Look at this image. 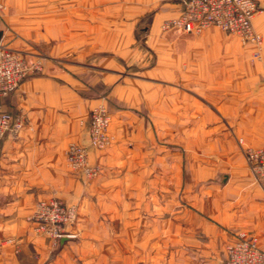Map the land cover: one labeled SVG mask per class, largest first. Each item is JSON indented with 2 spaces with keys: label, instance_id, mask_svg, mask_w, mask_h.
I'll return each mask as SVG.
<instances>
[{
  "label": "crops",
  "instance_id": "obj_1",
  "mask_svg": "<svg viewBox=\"0 0 264 264\" xmlns=\"http://www.w3.org/2000/svg\"><path fill=\"white\" fill-rule=\"evenodd\" d=\"M2 1L7 9L0 12V42L9 30L12 31L7 33L9 39L14 33L26 36L27 25H30L27 22H36V0ZM89 1L81 0V3L89 5ZM256 1L264 7L261 0ZM161 2L165 3L156 13L148 34L150 44L158 37L154 36V29L159 30L164 20L182 12L181 0ZM91 4L96 6V11L91 13L92 19L104 21V0H91ZM65 19L72 21L73 13H65ZM254 27L264 39V11L255 18ZM103 35L102 27L96 36ZM70 36L73 35L65 33V37ZM200 37V41L207 44L203 46L206 48L217 49V44H213L218 38L224 42V45L219 44L223 60L208 61L205 74L208 100L223 102L219 107L215 105L221 111L219 115L217 109L204 113L202 119L199 106L194 104L192 120H186V96L182 93L171 94V98L161 95L160 104H155L159 109L155 111L152 101L156 96L149 91L154 82L127 73L125 69L129 64L125 67L115 58L95 59L87 64L49 59L42 74L26 78L15 93L3 100L4 110L22 117L24 126L17 136L6 135L0 143V264H104L105 243L95 230L103 228L99 217L120 211L123 197H129V202L124 204L135 217L128 222L130 242L134 245L129 257L134 264L138 230L139 243L150 250L154 229H160L158 239L163 241L164 228L176 231L184 228L179 214L176 221L160 220L154 224L149 215L153 209L158 208L156 211L166 214L170 208L180 209L186 201L198 204L196 208L207 202L214 206L210 211L213 221L208 223V229L209 240L216 248L235 241L240 232L257 237L264 248V182L254 180L244 153L235 142L242 138L252 147H259L263 142L264 46L261 62L252 65L250 54L255 47L244 45L237 36L216 30ZM24 44L14 41L12 45L23 47ZM195 49L203 53L201 45ZM53 51L60 53L56 47ZM123 53L130 55L133 50ZM200 69L199 62V78ZM152 70L154 67L146 69V73ZM196 76L193 81L199 88L201 80H195ZM103 98L112 117L109 131L114 143L105 151L91 152V162L99 164L102 172L97 178L86 181L70 170L66 151L72 142L88 144L90 112L104 101ZM154 113L160 118L161 129L176 133L181 146L184 140H179L184 139L185 132L200 133L204 126L209 133L220 131L222 125L229 128L223 140L218 142L212 135L208 141L210 148L223 145L230 150L217 157L228 166L221 194L211 188L208 192L216 191L214 196L189 193L184 185V158L179 151H170L167 144L154 156L151 141L156 128ZM217 118L223 119V123ZM211 162L215 165L212 167L214 173L219 164ZM192 176L194 183L197 182L194 173ZM218 195L225 199L222 210L216 207L221 204ZM52 198L79 208L78 222L69 229L75 237L64 242L58 250V244L54 245L44 235H37L34 224L27 220L39 201ZM142 213L146 218L143 225L137 218ZM202 224L205 221L199 223L197 233ZM192 230L195 231V227Z\"/></svg>",
  "mask_w": 264,
  "mask_h": 264
},
{
  "label": "rangeland",
  "instance_id": "obj_2",
  "mask_svg": "<svg viewBox=\"0 0 264 264\" xmlns=\"http://www.w3.org/2000/svg\"><path fill=\"white\" fill-rule=\"evenodd\" d=\"M261 1L264 5V0ZM164 3L161 0H104L105 20L97 21L92 19L91 13L96 11V6L91 4V0L88 3L89 5H83L81 0H67V5L65 0H36V22H27L30 24L27 25L29 27L28 34L20 36L14 33V37L9 39L7 38V33L12 32L9 30L3 35L1 39L3 42H1L9 48L42 54L46 57V61L52 59L62 62L87 64L101 58L119 59L125 67L129 64V68L125 69L127 73L137 75L138 78L144 77L154 82L152 84L153 88L149 91L156 96L152 101L155 111L159 109V107H155V104H160L161 95H169L171 98V94L182 93L186 96L184 101L185 105H187L185 108L186 120H192L194 104L199 106L203 119L204 113L217 111L218 108L215 105L218 106L223 103L218 100H208L209 88L207 75L205 74H207L208 70V61L223 60L224 53L223 49H219V44L224 45V42L218 38L213 44H217V49H213V46L206 48L203 46H207V44L200 41V36L207 31L217 30L222 33L223 31L217 27H210L202 33L196 34L186 33L177 28L164 29L163 24L170 19L177 18L179 16L177 15L164 20L159 30L157 28L154 29V36L158 37L156 42L154 41V43L150 44L147 41L150 28L156 13L160 12ZM257 3L261 10L256 17L264 11V7L261 6L259 1ZM67 12L73 13L72 21L65 19V13ZM35 23L36 26H34ZM102 27L104 35L97 37V31ZM65 33L73 36H70V38L65 37ZM14 41H22L25 44L23 47H15L12 45ZM200 45L203 52L201 54L196 52L195 49ZM54 47L59 49L60 53H55L53 51ZM124 50H133V53L124 56ZM254 51L250 54L252 65L255 62H261L254 58ZM199 62L201 65V78L198 77ZM153 67L154 70L151 73H146V69H153ZM194 75H197L195 80H201L199 88L193 81ZM174 103L176 104L175 101ZM106 105L108 107L107 102ZM219 111L218 109V115L221 114V111ZM145 114L148 116L147 113ZM152 117L154 118V126H156V128L153 126L154 130L151 134L154 156L159 155L161 147L167 144L170 151H179L184 158V185L189 193L195 192L198 195H207L208 193L214 196L218 190V193L221 194L225 186L222 180L223 176L228 174L226 171L228 166L226 167L227 164L224 160H220L217 157L220 154H225V152H230V150L224 148L223 145L215 149L210 148L208 141L212 135L216 137L218 142L223 140L224 132H229V128L227 129L222 125L220 131L209 133L208 127L204 126L200 133L185 132L183 134L184 139L181 138L179 140V142L184 140V144L181 146V143H178L177 134L162 130L159 125L160 118L156 113ZM217 119L218 122L223 123V119L222 121L219 118ZM228 134L230 135V133ZM235 142L243 153L244 147L249 146L242 138L235 139ZM93 152L100 151L94 150ZM215 155H217L216 158L214 157ZM211 160L219 164L214 173H212V167L215 165ZM91 163L101 168L96 162ZM101 172L102 168L100 174ZM193 173L197 178L195 183L192 180ZM97 177L92 179L84 177V179L87 181ZM210 188L211 190L216 189V191L209 193L208 190ZM221 198L222 196L218 195L221 204L216 207L222 210L224 209L223 203L225 199ZM125 201L126 203L127 201L129 202V197L122 198L123 203L119 212L105 213V218L99 217L103 228L95 231L98 232L101 240L105 243L104 264H134V261L130 260L129 257V253L134 252V245L130 242L131 235L128 222L134 220L135 217L129 212V207L124 204ZM196 206L198 204L186 201L180 209L170 208L166 214H161L156 211L158 208H154L153 213L149 214L151 222L153 221L155 224L160 222V220H166L167 222L176 221V216L179 214L181 215L180 221L184 220V228H181L180 232L175 229L164 228L162 233L164 234L162 235L163 241L158 239L160 238V229L155 230L153 228V245L150 250L149 248L146 249L143 243H139V230H136L138 232V243L135 264H223L227 245L224 247L219 245L216 248L209 240L210 230L208 229V223L213 221L210 211L212 212L214 206L208 202L204 206H199L200 208L197 207L198 209ZM123 208L125 209L123 210ZM180 210L181 213H178L177 211ZM194 213L196 215L193 218ZM104 215L101 214V216ZM140 215L137 218L143 225L146 218L144 213ZM218 220L224 223V220L219 218ZM203 221H205V224L201 225L200 232L197 233V227ZM77 222L78 218L75 224ZM192 227H195V231L192 230Z\"/></svg>",
  "mask_w": 264,
  "mask_h": 264
},
{
  "label": "built area",
  "instance_id": "obj_3",
  "mask_svg": "<svg viewBox=\"0 0 264 264\" xmlns=\"http://www.w3.org/2000/svg\"><path fill=\"white\" fill-rule=\"evenodd\" d=\"M181 4V14L166 21L164 29L177 28L199 34L217 27L227 35L237 36L244 45H253L254 58L262 59L263 36L254 27V19L261 10L256 0H181ZM6 9L0 0V12ZM45 62L46 57L42 54L16 50L0 42V143L6 135L17 136L24 126L22 117L4 110L3 100L15 93L26 78L42 74ZM111 121L105 101L94 106L90 112L88 144L72 142L66 151V162L73 173L88 179L100 174L101 168L91 163V152L103 151L113 143L109 131ZM243 151L254 180L264 182V138L261 146H245ZM77 218L76 205L52 198L39 201L27 220L34 224L37 234L49 237L57 245L62 237H75L69 229ZM225 250L224 264H264V248L257 237L246 232H240Z\"/></svg>",
  "mask_w": 264,
  "mask_h": 264
},
{
  "label": "water",
  "instance_id": "obj_4",
  "mask_svg": "<svg viewBox=\"0 0 264 264\" xmlns=\"http://www.w3.org/2000/svg\"><path fill=\"white\" fill-rule=\"evenodd\" d=\"M226 180H227V176L226 175H224L223 176V180H222V182H226ZM71 239H73V238H70V237H62V238H60V240H59V242H58V246H57V249L56 250H58L61 246H62V244L64 243V242H66V241H68V240H71Z\"/></svg>",
  "mask_w": 264,
  "mask_h": 264
}]
</instances>
